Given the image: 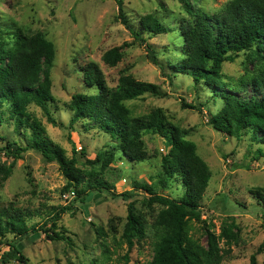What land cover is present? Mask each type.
<instances>
[{
    "label": "rangeland",
    "instance_id": "374dc122",
    "mask_svg": "<svg viewBox=\"0 0 264 264\" xmlns=\"http://www.w3.org/2000/svg\"><path fill=\"white\" fill-rule=\"evenodd\" d=\"M231 0H190L196 8L210 14L220 12ZM128 19L154 15L165 25L177 27L187 17L183 0H124ZM115 0H0V30L15 24L28 33L42 32L56 47L55 66L52 70V94L55 103L51 106L53 117L61 126L49 123L45 113L37 106L29 110L46 127L49 138L64 148L72 158L73 148L80 153V167L90 170L85 159H94L113 140L101 132L87 130L80 123L70 127L72 112L68 108L72 95L84 93L80 68L89 62L97 63L105 74L109 87H116L122 74H131L138 81L156 84L167 93L166 98L146 94L143 98L127 102L134 116L149 114L155 108H162L168 120L187 132L188 139L195 142L198 152L209 165L212 179L201 203L202 220H192L190 235L207 247L205 225L220 236L222 228L236 224V241L220 240L225 254L223 264H250L251 256L257 255L259 264H264V205L251 191L262 189L264 193V157L254 161L258 144L250 133L242 138L228 137L217 132L210 125V117L223 107L221 99H213L210 87L200 84L195 88L191 77L179 76L169 79L150 58L146 45L136 41L132 33L120 20V9ZM136 28L138 24L136 23ZM159 55V63L175 62L180 57L182 44L179 32L151 37L143 34ZM114 47L123 48V59L116 67H108L103 55ZM258 63L248 52L241 53L233 63L223 66L226 83H233L252 72ZM168 71V70H167ZM170 73V71H168ZM214 88L215 86H211ZM216 88V87H215ZM251 90L243 97H250ZM202 105L203 114L197 109L183 107ZM0 116H3L0 114ZM7 118L8 115L3 116ZM0 137L26 146L24 136L15 133L13 121L0 123ZM149 158L142 163H127L122 160L111 164L103 178L113 184L116 193L135 192L132 199L124 201L110 195L91 193L85 202L76 198L71 190L63 194L67 181L55 162L49 163L41 154L28 151L22 159L15 161L12 176L0 185V207L13 205L36 215L29 219V226L43 225L52 207L72 205L58 223V230L66 232L70 242L50 241L45 233L31 235L23 242L26 264H124L129 254V264H150L154 256L155 230L149 226L147 237L141 244L129 251L122 240L127 222L128 205L136 206L146 213L147 222L152 225L155 216L162 209L155 204L144 207L145 193L133 189L134 183L153 184L162 170V156L169 149L158 135L146 134ZM0 140V145L4 144ZM2 160L7 165L13 159ZM173 199L181 198L182 185L160 191ZM50 227V225H49ZM103 230L105 235H100ZM105 248L108 252L105 253ZM2 253L8 248L3 245Z\"/></svg>",
    "mask_w": 264,
    "mask_h": 264
},
{
    "label": "trees",
    "instance_id": "16d2710c",
    "mask_svg": "<svg viewBox=\"0 0 264 264\" xmlns=\"http://www.w3.org/2000/svg\"><path fill=\"white\" fill-rule=\"evenodd\" d=\"M120 9V20L132 33L136 41L146 45L152 62L170 80L181 75L195 82V88L206 84L213 99H221L223 107L210 117V125L228 137L242 138L250 133L258 149L254 157L257 161L264 157V0H231L218 13L210 14L196 8L190 0H183L187 17L177 27L165 25L154 15H146L133 22L124 10V0H115ZM136 23L138 27L136 28ZM179 32L182 44L180 57L175 62L159 63V55L143 34L151 37ZM244 52L251 54L258 63L252 72L240 80L226 83L223 79V66L233 63ZM123 59V48L114 47L103 55L108 67H116ZM56 47L44 33H28L15 24L0 30V123L13 121L15 133L27 140L21 146L7 137L0 145V185L9 179L15 161L22 159L28 151L42 155L46 162H55L67 181L63 194L71 192L85 202L91 193H106L114 199L128 201L135 192L117 194L115 186L107 182L103 175L109 166L124 160L127 163H142L149 158L146 134L158 135L164 139L169 149L162 156V170L157 180L148 185L135 182L133 189L143 192L144 207L155 204L162 207L156 214L154 224L150 225L146 213L136 206L128 205L127 222L122 240L129 251L147 237L149 226L155 230L154 256L150 264H223L225 254L220 240L236 241V224L225 225L217 236L208 225L204 226L208 246L204 247L190 235L192 220H202L201 203L212 179V171L198 152L195 142L188 139L187 132L170 122L162 108H155L149 114L134 116L127 102L143 98L146 94L166 98L167 93L153 83L138 81L131 74H122L116 87H109L100 66L89 62L80 68L83 77L84 93L72 95L68 104L72 112L70 127L80 123L87 130L95 129L109 136L113 143L97 153L94 159H85L90 170L80 167L79 154L73 148V156L60 145L53 142L45 125L30 112L31 105L39 107L47 116L50 124L61 126L53 117L51 106L55 103L52 94V70L55 66ZM170 71V73L168 71ZM211 86H215L212 88ZM251 90L250 97H243ZM183 107L197 109L203 114L202 105ZM13 162L7 165L2 155ZM180 184L184 189L181 198L173 199L158 192L169 190ZM264 205L262 189L251 191ZM264 215V207L262 208ZM72 210V205L52 207L43 225L29 226V219L36 215L23 211L13 205L0 207V264H26L23 242L31 235L45 233L50 241L70 242L65 231L58 230L62 216ZM50 225V227H49ZM100 235H105L99 231ZM8 250L2 253L1 247ZM264 250V244L259 252ZM108 249L105 248V253ZM258 254L251 256L250 264H259ZM124 264L130 263L129 254Z\"/></svg>",
    "mask_w": 264,
    "mask_h": 264
}]
</instances>
